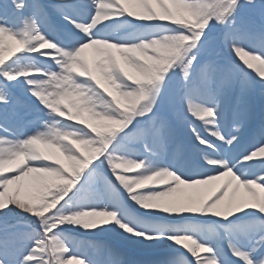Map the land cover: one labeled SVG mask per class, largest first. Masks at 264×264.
<instances>
[{
  "label": "snow or ice",
  "instance_id": "6c2138e0",
  "mask_svg": "<svg viewBox=\"0 0 264 264\" xmlns=\"http://www.w3.org/2000/svg\"><path fill=\"white\" fill-rule=\"evenodd\" d=\"M0 264H264V0H0Z\"/></svg>",
  "mask_w": 264,
  "mask_h": 264
}]
</instances>
